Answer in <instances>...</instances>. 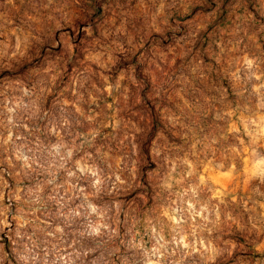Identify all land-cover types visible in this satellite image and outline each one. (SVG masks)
<instances>
[{"label":"clouds","instance_id":"obj_1","mask_svg":"<svg viewBox=\"0 0 264 264\" xmlns=\"http://www.w3.org/2000/svg\"><path fill=\"white\" fill-rule=\"evenodd\" d=\"M0 264H264V0H0Z\"/></svg>","mask_w":264,"mask_h":264},{"label":"rangeland","instance_id":"obj_2","mask_svg":"<svg viewBox=\"0 0 264 264\" xmlns=\"http://www.w3.org/2000/svg\"><path fill=\"white\" fill-rule=\"evenodd\" d=\"M215 6L216 5H214V4L212 5V7H215ZM205 15L207 17V13H205ZM220 18L222 19L223 17H220ZM59 39H61L62 43L65 46L69 45L74 40H76L78 42H81V43L83 42L82 37L75 36V34L72 33L71 31H69L65 37H62V38H59Z\"/></svg>","mask_w":264,"mask_h":264}]
</instances>
